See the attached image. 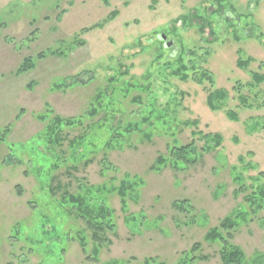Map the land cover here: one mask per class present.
<instances>
[{"label": "rangeland", "instance_id": "374dc122", "mask_svg": "<svg viewBox=\"0 0 264 264\" xmlns=\"http://www.w3.org/2000/svg\"><path fill=\"white\" fill-rule=\"evenodd\" d=\"M24 58L35 65L18 72ZM241 58L253 60L241 69ZM253 73L264 75V0H0V264H175L189 251L223 264L221 243L241 250L239 264H264V207L251 213V188L234 180L264 181ZM216 89L226 98L211 110ZM55 115L80 121L59 145L44 135ZM215 134V149L172 167V147ZM86 190L114 224L101 246L62 211L65 192ZM236 210V225L219 227Z\"/></svg>", "mask_w": 264, "mask_h": 264}, {"label": "trees", "instance_id": "16d2710c", "mask_svg": "<svg viewBox=\"0 0 264 264\" xmlns=\"http://www.w3.org/2000/svg\"><path fill=\"white\" fill-rule=\"evenodd\" d=\"M105 3H108V0H102ZM216 3L220 4L222 0H214ZM117 15V11H111L109 15L106 17L107 20L113 19ZM105 18V19H106ZM103 24L99 23L95 25V27H101ZM86 29H81L82 32H85ZM211 33V32H210ZM45 55V52H40L37 54V58L43 57ZM253 59L252 58H247V59H239L237 61V65L239 68L244 69ZM35 65L33 61L29 58H24L22 61L21 65L18 66L17 71H25L28 68H31ZM177 72V71H176ZM181 80H187L188 77L187 75H181L180 76ZM264 82V75L263 74H258V73H253L252 74V84H260ZM62 83H57L54 85L55 87H62ZM226 98V93L223 91V89H216L208 93L207 95V105L211 110H218L220 108V103L218 101H223ZM263 102V101H262ZM264 104L261 103L260 105L262 106ZM48 108V105H46ZM50 112L52 111L50 108H48ZM46 116L48 114H40L37 116V119L40 121L45 120ZM226 116L229 117L230 119L236 120V115L233 113H226ZM75 122H80L78 119L75 121V119H70V118H62L60 116H53L51 119L49 125L47 128H45V134L46 139L48 142L51 140V144L54 143V145H59L61 144L62 140V131L60 130L61 127L64 126H72L75 124ZM258 128L264 132V119L262 120L261 123L258 124ZM0 130L3 131V135H7L9 132V127H3ZM253 130V129H251ZM254 131V130H253ZM209 135V134H208ZM215 137V139H213ZM50 138V139H49ZM208 138V137H206ZM212 139H207L208 142H205L200 149L195 148L193 143L186 144V145H180V146H175L172 147L170 150V155L172 157V167H177L179 164L187 165L193 162H196V160L203 155L206 152H209L213 149H215L218 145H220V136L219 135H214ZM4 141V137L0 136V143ZM80 140L74 138L72 141L68 142V145L72 146L73 152L75 151V148L79 145ZM212 144L210 145V143ZM104 147H108V144H106ZM157 162L159 164H163L164 161L162 159L158 158ZM104 166L109 167V165L104 162ZM58 163L55 164H50V171H53L56 167H58ZM179 167V166H178ZM49 173V172H48ZM259 176L264 177L263 173H260ZM260 179V178H259ZM259 179L256 178V181ZM238 185L237 191H247V189L251 188V191L246 195L245 192L243 194L244 196V204L249 208L251 213H255L261 208L264 207V181L261 184L256 185L253 187V184L251 185H246L243 182V179L241 178V175L237 176L234 178ZM87 185L84 184H78V189L85 190L84 188ZM126 185L122 186V189H124ZM93 188V186H92ZM103 186L98 185L97 189H100L102 191ZM121 189V191H122ZM89 190V189H88ZM85 194H66V192L63 194V202L65 204V207L62 206V211L69 216H74L75 219L81 220L84 224V226L91 230L92 233V239L95 240L96 243H98V246H101L103 244L104 238L102 237L108 230L113 229L112 227L114 224H112V219H111V213L109 212V208L106 206L107 204L99 203L98 208H93L90 205V201L87 199V196H90L91 191H88ZM98 191V190H97ZM90 192V194H89ZM100 195V193H99ZM63 205V204H62ZM176 209H180L179 205L174 206ZM243 217L241 213H239L237 210L235 213H233L230 217H226L223 221L220 222L219 227L223 228H232L236 225V220L237 217ZM218 227V228H219ZM56 228H53L50 232H54ZM216 230H211L210 235L218 238L219 243H220V236H218V233L215 234ZM190 252V251H189ZM189 252H185L179 260L175 264H194L193 258L190 256ZM219 255L223 261V264H239L240 258L242 257V252L239 248L233 246L231 243L230 245H224L221 243L220 249H219ZM142 264H165L163 262L157 261L156 258L148 257L145 258L142 261Z\"/></svg>", "mask_w": 264, "mask_h": 264}, {"label": "water", "instance_id": "95a60500", "mask_svg": "<svg viewBox=\"0 0 264 264\" xmlns=\"http://www.w3.org/2000/svg\"><path fill=\"white\" fill-rule=\"evenodd\" d=\"M161 38H164L163 36Z\"/></svg>", "mask_w": 264, "mask_h": 264}]
</instances>
